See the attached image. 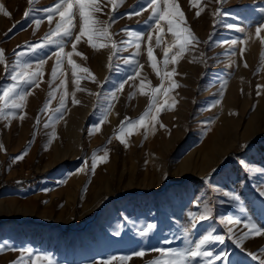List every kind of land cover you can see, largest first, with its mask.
Here are the masks:
<instances>
[{
  "label": "rangeland",
  "instance_id": "obj_1",
  "mask_svg": "<svg viewBox=\"0 0 264 264\" xmlns=\"http://www.w3.org/2000/svg\"><path fill=\"white\" fill-rule=\"evenodd\" d=\"M56 2L0 0L11 14L0 11V89L14 83L12 75L23 80L41 73L18 89L24 106L0 118V264H13L22 252L23 264L36 255H47L52 264H105L113 256L111 264H149L160 257L154 249L194 248L209 232L223 242L207 245L213 256L190 264H260L264 234H244L249 220L264 232V29L256 35L264 0H178L182 26L197 41L175 64L176 37L165 22L158 27L150 18L145 0H116L115 8L101 0L103 12L96 16L111 39L94 38L96 47L87 35L76 41L78 12L72 37L51 35L60 17L49 24L43 9ZM46 36L57 43L47 44ZM149 46L161 74L175 71L163 80L167 96L161 91L155 99L156 107L166 100L169 106L151 109L146 134L137 125L129 135L125 125L121 143V122L136 121L149 106L151 89L162 83ZM67 53L80 68L73 69ZM172 80L179 86L171 88ZM105 152L106 162L97 160L93 171L94 155ZM201 214L209 218L199 220ZM148 225L154 227L140 236Z\"/></svg>",
  "mask_w": 264,
  "mask_h": 264
},
{
  "label": "snow or ice",
  "instance_id": "obj_2",
  "mask_svg": "<svg viewBox=\"0 0 264 264\" xmlns=\"http://www.w3.org/2000/svg\"><path fill=\"white\" fill-rule=\"evenodd\" d=\"M113 3V6L115 8L116 6V0H111ZM29 5H32L34 3V0H28ZM147 8L151 9V17L155 20L156 25L159 27L161 24V21L165 22L167 25V31L170 32L174 37H176V43L178 46V51L175 53V55H172L171 62L175 64L178 61V58L182 57L184 52L188 50V46L192 45L193 42L197 41V38L195 37L194 33H192L190 28L183 27L182 25L186 24V18L184 15V12L180 9L178 0H145ZM190 3H192V0H190ZM196 3H199V0H196ZM63 9V10H61ZM0 11L3 12L4 16L10 17V13L4 8L3 4H0ZM43 11L46 14V18L49 22V24L53 21V16L55 14H59L60 20L56 23L55 29L51 33V35L56 36L58 40H63L64 38H70L73 35V29L75 27L74 25V17L78 12L79 19L81 21L80 24V32L78 35H76L75 39L76 41H80L81 37L84 35H87L88 43L96 47L97 45L94 43V38L96 37H105L107 39H111V33L108 30L107 26H101L103 22H101L96 14L103 12V7L101 0H57L56 4L53 7H48L43 9ZM200 11H197L196 15L199 16L201 14ZM217 12H219V9H217ZM31 14V9L26 10L24 15L25 17H28ZM139 14V13H135ZM131 15V14H130ZM37 26L39 25L40 21H35ZM229 27H232V25H229ZM264 29V24L259 25L256 28V35L257 37H260L261 30ZM242 30V29H241ZM11 31V29H9ZM122 31H124L122 29ZM137 39L141 38L140 33H133ZM149 41H151L152 36L149 34L148 36ZM162 37L160 35H157L156 37V45L159 46L161 43ZM47 44L57 43V40L50 39L46 36ZM232 44H236L237 41L233 40L231 42ZM262 43H264V39H262ZM47 44L44 45H37L36 47H45ZM116 43L112 44L113 48H116ZM137 49L139 50L140 45H136ZM76 44L73 43V51L75 52ZM63 47L59 49L57 53H55L57 59H56V65L52 69V78L53 80L57 76V68L61 64V54L63 53ZM168 49H165L164 53V60L163 64L165 68L167 67V64L169 63L168 59ZM243 53V49L241 50ZM77 55H82L81 53H76ZM138 54V53H137ZM68 56V62L72 65L73 69L80 68L78 64L75 63L74 60H72V53H67ZM148 59L151 62L152 69L161 77V86L155 87L151 89L152 92V99L149 103L148 108L145 110L143 114L136 120V121H130L128 118H125V121L121 122V134L118 136L121 143H125L123 131L125 128V125L129 129L128 134H131L132 129H134L137 125L140 127L145 128V134L148 130V123L146 122V117L150 115V111L153 107H156L155 105V99L156 96L163 91L165 96H167V93L170 89L163 88V80L164 78L171 79L175 75V71L172 72H164L161 74V70L158 68V63L156 60V57L153 55V48L149 46L148 48ZM4 62V50L0 49V63ZM126 63L129 61H125ZM43 61H41V64ZM245 66L247 64L245 63ZM142 67V66H141ZM81 71L85 73H90V70L87 68L81 69ZM139 72L136 73L137 76H139ZM26 76L23 80H18L16 75H12L11 79L14 81V83L6 86L3 89H0V118H6L7 115H12L11 112H8L6 110L8 109H20L22 108L23 101L25 99V96L22 92L18 91L21 84H32L35 83L36 78L41 75L39 71L32 72L30 74H24ZM73 75H75V71L73 72ZM95 79V77H92ZM129 79H133V77H129ZM144 81H141V85H143ZM179 85L176 84L174 80L171 82V88L178 87ZM78 87V86H77ZM121 89L123 88V84H121ZM261 86H258V88ZM78 90L79 87H78ZM144 89L141 87V92L143 93ZM50 96L54 95L53 92L49 93ZM66 95V94H65ZM74 103H78V101H73ZM216 103H219V101H216ZM64 104V97L61 98V106ZM167 100L164 104L156 107L157 113L164 110L165 107H168ZM111 107V105H109ZM45 108H47V102L45 104ZM23 118V117H21ZM157 117L152 116L151 120L156 121ZM154 127V124H153ZM127 146V145H126ZM2 147V145H0ZM23 155H18L16 157L17 160L22 159ZM97 160L100 162H106L107 160V152H105L104 156H95L93 157L92 163H91V169L94 171L97 166ZM79 171V170H78ZM264 195V193H262ZM209 216L205 214H201L199 216V220H205L208 219ZM239 223V221H237ZM245 226L249 228V232H246L244 235L247 236L250 233L254 235H262L264 232L256 226L255 223H252L250 220L245 221ZM153 225H148L147 228L144 231L139 232L138 234L140 236H147L151 229L153 228ZM224 237L220 235H213L211 232H209L207 235H204L203 238L197 240L195 242L194 248L190 249H172V248H160V249H154V251L158 252L160 254V257L156 260H153L149 262V264H190V260L199 258V257H212L213 253L211 251L204 250L207 245L213 244L215 242H223ZM3 246L0 245V250H2ZM28 255L31 257L33 255L31 250H28ZM136 256H143L145 255L144 251H137L134 253ZM249 255H252L251 253ZM129 257H120L121 260L128 259ZM254 259H258V257H253ZM47 260L48 264H52V260L47 255L40 256L36 255L35 260L32 261V264H36V260ZM117 259V257L113 256L109 259V261H106L105 264H111L112 260ZM215 260H223L224 256L222 255H216L214 257ZM24 255L23 252L21 254V257L18 261L13 262V264H23ZM211 264V262H209ZM260 264H264V260L260 261Z\"/></svg>",
  "mask_w": 264,
  "mask_h": 264
},
{
  "label": "crops",
  "instance_id": "obj_3",
  "mask_svg": "<svg viewBox=\"0 0 264 264\" xmlns=\"http://www.w3.org/2000/svg\"><path fill=\"white\" fill-rule=\"evenodd\" d=\"M155 254H157V253H155ZM138 262H136V264H141V262L143 261V260H137ZM144 263V262H143Z\"/></svg>",
  "mask_w": 264,
  "mask_h": 264
},
{
  "label": "bare ground",
  "instance_id": "obj_4",
  "mask_svg": "<svg viewBox=\"0 0 264 264\" xmlns=\"http://www.w3.org/2000/svg\"><path fill=\"white\" fill-rule=\"evenodd\" d=\"M35 94H36V93H35ZM37 95H38V94H37ZM34 97H35V96H34ZM79 109H81V108H79ZM230 220H232V221H233V220H235V219H230Z\"/></svg>",
  "mask_w": 264,
  "mask_h": 264
}]
</instances>
